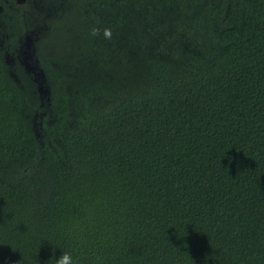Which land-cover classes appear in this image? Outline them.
<instances>
[{"label":"trees","instance_id":"trees-1","mask_svg":"<svg viewBox=\"0 0 264 264\" xmlns=\"http://www.w3.org/2000/svg\"><path fill=\"white\" fill-rule=\"evenodd\" d=\"M26 6L49 94L0 59V264H264V0Z\"/></svg>","mask_w":264,"mask_h":264},{"label":"water","instance_id":"water-1","mask_svg":"<svg viewBox=\"0 0 264 264\" xmlns=\"http://www.w3.org/2000/svg\"><path fill=\"white\" fill-rule=\"evenodd\" d=\"M23 48L24 50L22 53L21 60L22 64L24 66L25 71L28 74L32 75V80L37 88L38 95L42 100L49 94V91L45 86V75L43 73V70L39 66V61L37 59L34 44L29 35L25 36V43L23 45Z\"/></svg>","mask_w":264,"mask_h":264},{"label":"rangeland","instance_id":"rangeland-1","mask_svg":"<svg viewBox=\"0 0 264 264\" xmlns=\"http://www.w3.org/2000/svg\"><path fill=\"white\" fill-rule=\"evenodd\" d=\"M9 26H10L9 20L6 17H0V59L4 63H5V60L7 59V62H9V65L11 66V61H10L11 57L16 59L17 55H18V60H19V63L21 64V66L18 64V60H17V62L13 65L12 68H14L15 66L24 68L22 61H21L24 48L19 50V49L14 48V47H9V49H7V43L8 42L10 44H14V42H15V41L11 42L9 40L13 39L14 37H15L14 39H17L20 36V34H18L16 30L12 29ZM26 35H29L31 37V35L28 34V32L26 33ZM26 35H22V37H25ZM6 52H7V57L5 56ZM5 64L8 65L7 63H5ZM24 71H25V69H24ZM25 73L28 74L26 71H25ZM22 76L23 75L21 74L20 77H22ZM40 100H41V98H40ZM41 101L48 102L47 96L45 98H43Z\"/></svg>","mask_w":264,"mask_h":264},{"label":"flooded vegetation","instance_id":"flooded-vegetation-1","mask_svg":"<svg viewBox=\"0 0 264 264\" xmlns=\"http://www.w3.org/2000/svg\"><path fill=\"white\" fill-rule=\"evenodd\" d=\"M0 1L2 2V5L0 4V17H6L7 18L9 16L8 13H12V12H10L11 10L10 11H6L5 10L6 7L9 8V9L13 8V10L15 12H22V10L20 8H24L27 13L29 12L26 9L27 8V6H26V0H0ZM9 27H11V26H9ZM23 39L25 40V37ZM19 43H21L20 42V39L19 38L17 40L15 39V45H17V48L19 50H21L23 48V45H24L25 41L23 43H21L20 45H19ZM5 56L7 57V52H6V55ZM17 60H18V55H17V58L16 59H14L13 57H11V59H10V61H11V68L17 62ZM5 63H7L8 66L10 67L9 62H7V59L5 60ZM18 63H19V60H18ZM9 72H11V71H9ZM28 75H30V74H28ZM30 76H32V75H30Z\"/></svg>","mask_w":264,"mask_h":264},{"label":"clouds","instance_id":"clouds-1","mask_svg":"<svg viewBox=\"0 0 264 264\" xmlns=\"http://www.w3.org/2000/svg\"><path fill=\"white\" fill-rule=\"evenodd\" d=\"M93 35L98 34L97 29H93ZM112 36L111 30L105 28L103 30V37L106 39H110ZM49 264H77V261L73 257V255L69 251L60 252L58 257H54L49 261Z\"/></svg>","mask_w":264,"mask_h":264}]
</instances>
